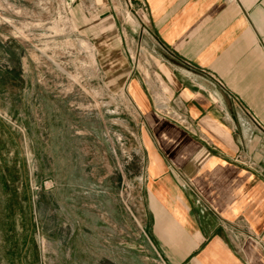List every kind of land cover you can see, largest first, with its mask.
<instances>
[{"label": "crops", "instance_id": "obj_1", "mask_svg": "<svg viewBox=\"0 0 264 264\" xmlns=\"http://www.w3.org/2000/svg\"><path fill=\"white\" fill-rule=\"evenodd\" d=\"M94 3L112 23L116 5L132 13L156 76L126 81L142 119L139 230L74 223L72 264H264V0Z\"/></svg>", "mask_w": 264, "mask_h": 264}, {"label": "rangeland", "instance_id": "obj_2", "mask_svg": "<svg viewBox=\"0 0 264 264\" xmlns=\"http://www.w3.org/2000/svg\"><path fill=\"white\" fill-rule=\"evenodd\" d=\"M116 6L129 51L94 0H0V264H72V226L94 215L139 230L142 119L126 81L155 78L157 55Z\"/></svg>", "mask_w": 264, "mask_h": 264}]
</instances>
